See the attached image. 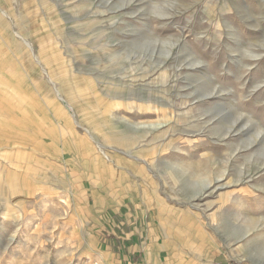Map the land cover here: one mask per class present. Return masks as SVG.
<instances>
[{"label": "rangeland", "instance_id": "rangeland-1", "mask_svg": "<svg viewBox=\"0 0 264 264\" xmlns=\"http://www.w3.org/2000/svg\"><path fill=\"white\" fill-rule=\"evenodd\" d=\"M94 193L150 264H264V0H4L0 264H119Z\"/></svg>", "mask_w": 264, "mask_h": 264}, {"label": "crops", "instance_id": "crops-1", "mask_svg": "<svg viewBox=\"0 0 264 264\" xmlns=\"http://www.w3.org/2000/svg\"><path fill=\"white\" fill-rule=\"evenodd\" d=\"M3 2L4 0H0V6ZM89 216L107 237V248H109L107 254L112 255L113 258L117 257L119 264H150L149 256L139 244L141 239H146L148 236L150 227L147 228L142 218L132 208H126L125 202L121 203L112 198L102 202L100 195L94 193V203L89 208ZM198 242L201 245L202 262L219 264L224 260V255L221 254L219 245L214 239Z\"/></svg>", "mask_w": 264, "mask_h": 264}, {"label": "bare ground", "instance_id": "bare-ground-1", "mask_svg": "<svg viewBox=\"0 0 264 264\" xmlns=\"http://www.w3.org/2000/svg\"><path fill=\"white\" fill-rule=\"evenodd\" d=\"M161 229L164 230V226L162 225V223H160ZM169 230V229H168ZM171 237V235H170ZM241 249V248H240Z\"/></svg>", "mask_w": 264, "mask_h": 264}]
</instances>
